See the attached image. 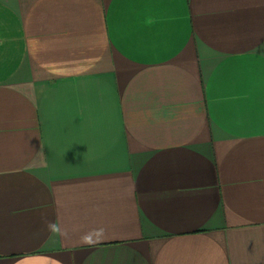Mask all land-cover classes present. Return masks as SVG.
I'll use <instances>...</instances> for the list:
<instances>
[{
  "label": "crops",
  "instance_id": "obj_1",
  "mask_svg": "<svg viewBox=\"0 0 264 264\" xmlns=\"http://www.w3.org/2000/svg\"><path fill=\"white\" fill-rule=\"evenodd\" d=\"M0 264H264V0H0Z\"/></svg>",
  "mask_w": 264,
  "mask_h": 264
}]
</instances>
